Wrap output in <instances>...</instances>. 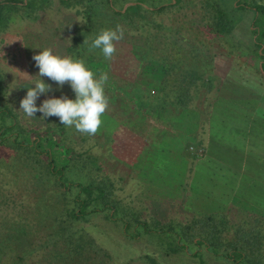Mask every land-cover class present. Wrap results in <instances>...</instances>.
I'll return each instance as SVG.
<instances>
[{
  "label": "rangeland",
  "instance_id": "rangeland-1",
  "mask_svg": "<svg viewBox=\"0 0 264 264\" xmlns=\"http://www.w3.org/2000/svg\"><path fill=\"white\" fill-rule=\"evenodd\" d=\"M197 2L185 1L178 8L154 15L155 22L160 23L162 27L145 22L137 31L123 25L124 38L118 43V54L111 60L104 58L105 62L92 64L94 69H102L99 74L96 73L97 76L107 73L105 93L110 100L109 108L103 117V125L96 135H83L74 127L68 128L64 125L62 130L54 128L48 131L61 142L63 148L72 147L74 152L76 151V158L73 156L76 165L84 166L70 168L68 173H64L67 180L83 181L89 176L96 185L111 193L110 199L115 213L106 209L79 224L98 245L107 249L112 257L111 264H150L146 255L153 257L157 264H264V209L248 210L241 203L240 207L209 213L199 206L201 194L194 195V199L193 195L191 197L187 193L191 175L189 176V171H184L185 163H176L180 165L181 171L168 175L169 173L164 171L165 168H156L155 171L151 163L147 167L143 160L148 147L153 144L152 135L155 134L156 125L152 123L169 118H159L152 110H144L138 105L137 97H134L136 91L129 87L130 83L127 82V77H132V71L127 69H133L136 62L137 74L142 68L156 70L158 65L156 62L134 61L130 50L131 43L139 46L148 43L157 48L159 54L165 51L170 61L173 60L176 64V68L168 76L170 81L177 77L183 67L189 66L193 59L190 55L196 52L194 54L198 55L197 60L205 61L206 70L215 76L212 90L206 92V98L201 96V99L209 102L208 105L217 96L216 89L221 78L229 83L232 90L240 84L237 83L238 78L232 79L234 76L238 77L236 67L229 69L230 65H236L237 60L249 63L253 61L264 74V51L262 58L258 59L256 49L248 42L250 28L254 25V12L235 11V27L229 42L225 36L207 34L203 26V9ZM39 15L36 20L16 15L6 30L0 32V97L3 98L1 103H5L16 115L19 126L27 131V125L32 127L36 123L42 124L40 134L46 137L44 120L48 119L51 126L61 125L59 118L51 116L44 119L40 112H37L35 117H27L20 110V101L26 96L27 87L39 79L36 76L39 69L33 56L46 47L52 48L54 53L62 56L74 55L73 51H68L67 46L73 45V25L82 24L83 19L76 14L75 7L66 8L58 0H54L40 11ZM256 19L258 20L254 27L257 36L253 37L258 38L261 49L264 46V22L259 20H264V15L257 13ZM244 47L249 50L248 53L243 51ZM73 48L76 50L77 46ZM82 58L85 59V56ZM21 72L32 77L29 78ZM155 75L160 77L161 72L154 71L152 76L145 77V80H151L148 89L152 94L156 89V83L153 84ZM42 79L51 85L52 91L40 95L36 101L38 107L44 99L51 97L67 95L70 99H75V93L68 83L61 88L47 77ZM256 90H262L259 97L264 95V84L258 85ZM261 105L264 106V102ZM209 108H206L207 111ZM261 110L264 111L263 108ZM186 115L189 116V113L186 112ZM183 117H186L184 113ZM170 120H173V117ZM189 124L188 121V126ZM158 131L156 130V136ZM200 136L199 132L198 137ZM25 137L27 138V135ZM158 140L162 142L160 136ZM186 148L187 152L198 157L195 152L199 147L187 143ZM0 150L4 153L8 149L0 146ZM17 153L25 154L22 149H17ZM31 194L34 193H30L27 186V168L18 164L11 156L6 159L0 156V227L10 225L18 212L27 216V202L30 201ZM257 196L263 200L257 201V197L251 194L250 201L264 202V197ZM108 212H111L113 219L106 217ZM222 213L225 214L224 218L220 217ZM209 214L214 216L213 222L206 226L207 236L203 235V243L199 245L186 242L185 237L169 234L167 227H163L164 224L190 226L194 221L204 219ZM136 219L140 222H136ZM126 230L128 232L125 233ZM193 231L194 229L190 233ZM246 237L249 238L248 242ZM4 238L0 236V242L8 245L9 242ZM179 241L183 244V249L180 247V250L173 252L168 250V245L172 248L174 244H179ZM232 242L242 244L245 253L229 244ZM238 251L243 253L241 258L235 257L238 263L229 261L228 256H236ZM12 253L10 251L5 256L7 264L13 258Z\"/></svg>",
  "mask_w": 264,
  "mask_h": 264
},
{
  "label": "trees",
  "instance_id": "trees-1",
  "mask_svg": "<svg viewBox=\"0 0 264 264\" xmlns=\"http://www.w3.org/2000/svg\"><path fill=\"white\" fill-rule=\"evenodd\" d=\"M58 1L66 8L75 7L76 14L82 16L83 19L82 24L73 25L74 29L71 31L73 45L67 46L68 51H73V58L85 56L84 60L88 67L99 74L102 69L100 67L94 69L92 64L105 62L104 56L100 49L89 51V45L101 30L114 29L116 25H126L129 29L138 31L145 22L162 27L160 23L155 22L154 15L172 8H178L185 1L193 2L194 0ZM197 1L203 9L205 18L203 26L207 34L225 36L229 42L235 27V11H253L254 25L250 28L251 33L248 36V42L256 49L257 58H262L264 46L260 49L261 44L257 41L258 38L253 36H257L254 27L256 20H258L256 19L257 13L264 15V0ZM53 2L54 0H0V32L6 30L16 15L33 20L38 19L39 12ZM129 2L130 4L124 8ZM259 22L263 23L264 20L260 19ZM84 39L87 43H83ZM146 39L149 41V37ZM118 43L116 44L115 55L119 52ZM130 45L134 61L156 62L158 65L156 70L151 71V69L142 68L137 74L136 62L133 69H127L132 71V77H127V82L130 83L129 87L131 86L136 91L134 97H137L138 105L144 110H152L159 118L171 119L177 115L175 120L179 122L184 119L183 113L189 109H192L190 117H193L202 100L201 93L212 90L214 86L215 76L211 74V71L206 70L207 63L198 61V55L193 52L190 55L193 59L189 66L183 67L177 77L170 81L168 76L176 68V64L172 59L170 61L165 51L162 52L164 54H159L157 48L148 43H143L142 46L135 43ZM74 46L75 48L77 46L76 50H74ZM243 51L248 53L249 50L244 47ZM236 62V64H243L240 68L247 70L245 78L253 82L256 88L258 85L264 84V74L258 67L257 69L254 67L256 70L254 71L251 70L252 67L249 69V65L245 62L239 60ZM230 66V70L237 67L235 64ZM154 71L161 72V76L155 75L153 84L156 83V89L155 93L152 94L148 89L151 80H145V77L152 76ZM1 100H3L2 97H0V146L8 150L4 153L0 150V156L3 159L11 156L14 161L27 168V186L29 192L34 194H31V199L27 202V216L18 212L16 219H13L10 225L6 224L5 228L4 226L0 227V236H4V239L9 242L8 245L0 242V264H7L5 256L10 251L13 252V258L9 264H25L26 261L27 264H111L112 257L107 249L98 245L85 228L79 225L81 222L87 221L93 214L104 212L106 209L108 211L113 210V213L116 212L112 206L110 191L96 185L89 176H85L83 181L67 180L64 173H68L70 168L79 166L83 168L84 166L76 165L77 163L73 159V156L76 158V151L74 152L72 147L63 148L61 142L48 132L54 128L62 130V124L51 126L48 119L44 120L47 131L46 137L40 134L39 129H43L42 124L36 123L32 127L27 125L26 131L19 126V121L13 111L5 103H1ZM165 112L167 115H164ZM172 112L175 114L173 115ZM197 117L198 115H196ZM172 121L174 120L169 122ZM165 122L167 123V121ZM189 123L190 126L198 124L194 118ZM17 149H22L25 154L17 153ZM106 217L111 218V212L106 213ZM135 221L138 222L137 219ZM210 222H213V218L206 217L194 221L193 225L190 226L179 227L170 224L165 226L164 224L163 227H167V233L177 237H185L186 242L190 241L189 243L193 242L199 245L203 243L201 238L206 235L205 228L211 225ZM193 229L194 231L190 233ZM218 239L220 240L219 236ZM246 241L248 242L249 238L246 237ZM167 243H171V241H167ZM229 244L244 252L243 248L245 247L242 244L236 242ZM180 247L183 249L181 241L179 244H174L172 248L168 245V250L171 252L178 251ZM237 253L236 256H228V260H233V263H236L235 257L239 259L243 254L239 251ZM146 258L150 264H157L153 257L146 255Z\"/></svg>",
  "mask_w": 264,
  "mask_h": 264
},
{
  "label": "crops",
  "instance_id": "crops-1",
  "mask_svg": "<svg viewBox=\"0 0 264 264\" xmlns=\"http://www.w3.org/2000/svg\"><path fill=\"white\" fill-rule=\"evenodd\" d=\"M245 63L256 71L258 66L253 61ZM242 65L236 64L239 74L232 78H238L240 84L237 88L232 90L221 78L216 98L210 101V105L202 99L193 117H190L192 109H189V116L185 112L186 117L179 122L175 120L177 115L173 117L175 122L170 123V119L153 122L160 131L158 136L156 130L153 133V144L143 157L145 166L151 163L155 171L156 168H165L168 175L181 171L176 163H185L184 171L191 175L187 193L194 199V195L201 194L199 206L209 213L240 207L241 203L248 210L264 209V202L250 201L251 194L257 197V201L263 200L257 195L264 197V111L261 110L264 109L261 105L264 95L259 97L262 90H256L253 82L245 78L247 70L241 69ZM206 95L204 92L200 96L206 98ZM192 118L198 124L188 126ZM187 143L202 149L201 153L199 150L195 152L198 157L187 152ZM224 215L222 213L220 217L224 218Z\"/></svg>",
  "mask_w": 264,
  "mask_h": 264
},
{
  "label": "clouds",
  "instance_id": "clouds-1",
  "mask_svg": "<svg viewBox=\"0 0 264 264\" xmlns=\"http://www.w3.org/2000/svg\"><path fill=\"white\" fill-rule=\"evenodd\" d=\"M124 38V29L121 25L103 29L92 40L89 51L100 49L106 60H111L116 53V44ZM83 43H87L84 39ZM39 72V79L27 87V93L20 101V110L27 117H35L37 112L42 113L44 119L56 116L62 125L75 128L83 135L94 136L103 125V117L109 108V97L105 93L108 81L107 73L99 76L91 70L83 58H73L54 53L52 48H44L33 56ZM27 77V73L21 72ZM42 77L54 81L59 87L68 83L75 93V99L67 95L44 99L38 107L37 99L41 94L52 91L50 84H46Z\"/></svg>",
  "mask_w": 264,
  "mask_h": 264
},
{
  "label": "built area",
  "instance_id": "built-area-1",
  "mask_svg": "<svg viewBox=\"0 0 264 264\" xmlns=\"http://www.w3.org/2000/svg\"><path fill=\"white\" fill-rule=\"evenodd\" d=\"M199 150V151H198ZM197 151H198V153H201V151H202V149H198Z\"/></svg>",
  "mask_w": 264,
  "mask_h": 264
},
{
  "label": "water",
  "instance_id": "water-1",
  "mask_svg": "<svg viewBox=\"0 0 264 264\" xmlns=\"http://www.w3.org/2000/svg\"><path fill=\"white\" fill-rule=\"evenodd\" d=\"M129 3H127L125 6H124V8L128 5Z\"/></svg>",
  "mask_w": 264,
  "mask_h": 264
}]
</instances>
